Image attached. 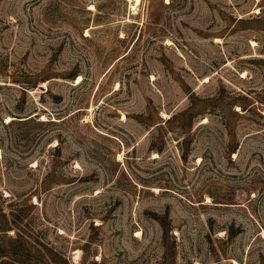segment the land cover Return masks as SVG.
I'll list each match as a JSON object with an SVG mask.
<instances>
[{"label": "rangeland", "instance_id": "rangeland-1", "mask_svg": "<svg viewBox=\"0 0 264 264\" xmlns=\"http://www.w3.org/2000/svg\"><path fill=\"white\" fill-rule=\"evenodd\" d=\"M0 229V264H264V0H0Z\"/></svg>", "mask_w": 264, "mask_h": 264}, {"label": "trees", "instance_id": "trees-1", "mask_svg": "<svg viewBox=\"0 0 264 264\" xmlns=\"http://www.w3.org/2000/svg\"><path fill=\"white\" fill-rule=\"evenodd\" d=\"M186 111L185 112H176L172 115H170L166 120H165V123H170L172 122L173 120H176V119H181L182 117L186 116ZM0 230H3V229H0Z\"/></svg>", "mask_w": 264, "mask_h": 264}, {"label": "bare ground", "instance_id": "bare-ground-1", "mask_svg": "<svg viewBox=\"0 0 264 264\" xmlns=\"http://www.w3.org/2000/svg\"><path fill=\"white\" fill-rule=\"evenodd\" d=\"M138 2H139V1H138ZM136 3H137V2H136ZM79 80H80V77L77 78V81H79ZM79 82H80V81H79Z\"/></svg>", "mask_w": 264, "mask_h": 264}]
</instances>
